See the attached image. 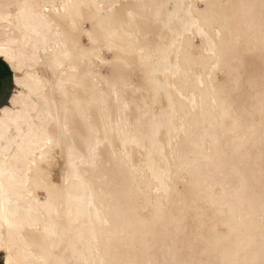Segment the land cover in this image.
Instances as JSON below:
<instances>
[{"label":"bare ground","instance_id":"6f19581e","mask_svg":"<svg viewBox=\"0 0 264 264\" xmlns=\"http://www.w3.org/2000/svg\"><path fill=\"white\" fill-rule=\"evenodd\" d=\"M2 264H264V0H0Z\"/></svg>","mask_w":264,"mask_h":264},{"label":"crops","instance_id":"0c3cea01","mask_svg":"<svg viewBox=\"0 0 264 264\" xmlns=\"http://www.w3.org/2000/svg\"><path fill=\"white\" fill-rule=\"evenodd\" d=\"M14 90V73L8 64L0 58V108L8 103ZM0 264H2L1 259Z\"/></svg>","mask_w":264,"mask_h":264},{"label":"rangeland","instance_id":"374dc122","mask_svg":"<svg viewBox=\"0 0 264 264\" xmlns=\"http://www.w3.org/2000/svg\"><path fill=\"white\" fill-rule=\"evenodd\" d=\"M15 89H16V88H15ZM2 256H3V255H2V254H0V259H2ZM1 261H2V260H1Z\"/></svg>","mask_w":264,"mask_h":264}]
</instances>
